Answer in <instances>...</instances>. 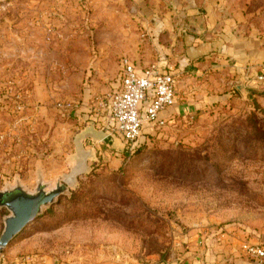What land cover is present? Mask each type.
Listing matches in <instances>:
<instances>
[{
    "label": "rangeland",
    "instance_id": "rangeland-1",
    "mask_svg": "<svg viewBox=\"0 0 264 264\" xmlns=\"http://www.w3.org/2000/svg\"><path fill=\"white\" fill-rule=\"evenodd\" d=\"M131 1L0 0V191L66 185L0 264H235L243 240L264 244V60L242 77L190 69L180 89L200 105L128 148L91 106L122 57L152 63ZM219 2L231 42L264 49V0Z\"/></svg>",
    "mask_w": 264,
    "mask_h": 264
},
{
    "label": "crops",
    "instance_id": "crops-1",
    "mask_svg": "<svg viewBox=\"0 0 264 264\" xmlns=\"http://www.w3.org/2000/svg\"><path fill=\"white\" fill-rule=\"evenodd\" d=\"M219 0H132L139 6L138 16L143 27L148 28L151 47V62L159 71L171 72L177 79L174 104L159 112V119L164 123L176 115H191L195 102L192 98L182 95L180 76L190 69L203 73L204 67L224 68V63L230 62L229 74L242 77L252 71L251 63L264 60V49L256 48V53L247 48L248 44L234 43L238 37L235 29V15L228 13ZM248 52V55L246 53ZM112 60L114 57L110 56ZM121 59L119 60L120 64ZM213 61H217L216 65ZM120 67V65H119ZM138 69L143 68L136 64ZM200 70V71H199ZM206 72V71H205ZM204 77V76H203ZM119 85V78L113 83V88ZM188 87H186V91ZM109 92V91H108ZM189 99V100H188ZM191 99V100H190ZM93 102V100H92ZM94 114L103 125L112 121L104 111L97 109ZM104 120L106 122H104ZM163 123V124H164ZM103 128H107L104 126ZM235 255V264H248L246 256Z\"/></svg>",
    "mask_w": 264,
    "mask_h": 264
},
{
    "label": "built area",
    "instance_id": "built-area-1",
    "mask_svg": "<svg viewBox=\"0 0 264 264\" xmlns=\"http://www.w3.org/2000/svg\"><path fill=\"white\" fill-rule=\"evenodd\" d=\"M257 77L263 80L264 73ZM118 78L119 85L95 96L91 107L95 112L99 109L107 113L112 121V130L130 148L143 123H164L158 115L174 104L177 79L171 72L159 71L156 64L138 69L127 57L121 58ZM57 107L65 111L73 109L71 102H58ZM240 250L248 264H264L263 243L243 240Z\"/></svg>",
    "mask_w": 264,
    "mask_h": 264
},
{
    "label": "water",
    "instance_id": "water-1",
    "mask_svg": "<svg viewBox=\"0 0 264 264\" xmlns=\"http://www.w3.org/2000/svg\"><path fill=\"white\" fill-rule=\"evenodd\" d=\"M65 189V184H57L47 191L44 184L39 183L35 192H28L21 185L0 191V207H6L11 212L4 219L0 248L6 246L26 224L34 220L42 206L52 203Z\"/></svg>",
    "mask_w": 264,
    "mask_h": 264
},
{
    "label": "trees",
    "instance_id": "trees-1",
    "mask_svg": "<svg viewBox=\"0 0 264 264\" xmlns=\"http://www.w3.org/2000/svg\"><path fill=\"white\" fill-rule=\"evenodd\" d=\"M135 147V146H134Z\"/></svg>",
    "mask_w": 264,
    "mask_h": 264
}]
</instances>
